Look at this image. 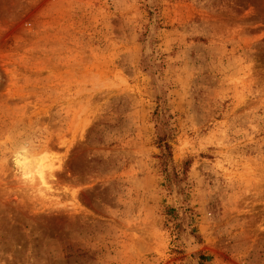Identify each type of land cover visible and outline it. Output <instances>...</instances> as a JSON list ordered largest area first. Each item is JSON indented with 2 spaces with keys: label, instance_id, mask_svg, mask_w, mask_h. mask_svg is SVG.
Returning a JSON list of instances; mask_svg holds the SVG:
<instances>
[{
  "label": "rangeland",
  "instance_id": "obj_1",
  "mask_svg": "<svg viewBox=\"0 0 264 264\" xmlns=\"http://www.w3.org/2000/svg\"><path fill=\"white\" fill-rule=\"evenodd\" d=\"M0 264H264V0H0Z\"/></svg>",
  "mask_w": 264,
  "mask_h": 264
},
{
  "label": "trees",
  "instance_id": "obj_2",
  "mask_svg": "<svg viewBox=\"0 0 264 264\" xmlns=\"http://www.w3.org/2000/svg\"><path fill=\"white\" fill-rule=\"evenodd\" d=\"M144 71L148 73L150 68L145 66ZM151 75L154 73L151 72ZM156 74V73H155ZM164 101V100H163ZM157 98V108L153 114V121L156 124V141L155 144L160 150L159 160L164 177V186L168 191L174 192L176 188L182 187L187 181V174L190 168V161H185L180 169H177L173 164V148L171 141L175 136L174 119L175 116L171 115L165 101ZM181 190V189H179ZM175 210H169V215H174ZM178 231L176 227L174 229Z\"/></svg>",
  "mask_w": 264,
  "mask_h": 264
},
{
  "label": "bare ground",
  "instance_id": "obj_3",
  "mask_svg": "<svg viewBox=\"0 0 264 264\" xmlns=\"http://www.w3.org/2000/svg\"><path fill=\"white\" fill-rule=\"evenodd\" d=\"M17 156L18 157L16 159V162H17L16 166L18 165L19 170H21L22 173H24V174H26V173L31 174L30 171L33 170L32 167L37 169L38 174H41V175H42V173L44 172L45 169H49V170H53L54 169V165L51 164L52 162L51 163H49V162L47 163V161H49L48 158L46 159L47 156L42 155L39 158H37V156H36L35 159L33 157L32 158L29 157L25 153L22 154V155H17Z\"/></svg>",
  "mask_w": 264,
  "mask_h": 264
}]
</instances>
